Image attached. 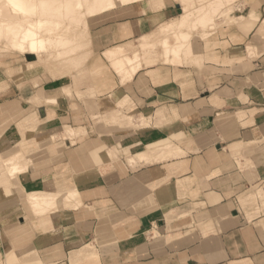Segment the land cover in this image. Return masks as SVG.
<instances>
[{
  "label": "crops",
  "instance_id": "obj_1",
  "mask_svg": "<svg viewBox=\"0 0 264 264\" xmlns=\"http://www.w3.org/2000/svg\"><path fill=\"white\" fill-rule=\"evenodd\" d=\"M245 1L199 59L185 45L176 62L163 57L178 65L142 66L125 82L105 71L104 50L152 32L173 10L130 4L91 16L93 54L77 53L75 69L87 60V96L68 82L31 86L18 65L0 68V148L21 140L33 149L20 189L0 190V262L59 230L17 264H264V189L255 188L264 185V0ZM20 55L36 57L20 64L27 71L40 63ZM66 126L73 136L52 142ZM165 142L184 152L125 159ZM33 182L62 194L76 186L80 204L58 201L41 224L22 204Z\"/></svg>",
  "mask_w": 264,
  "mask_h": 264
},
{
  "label": "bare ground",
  "instance_id": "obj_2",
  "mask_svg": "<svg viewBox=\"0 0 264 264\" xmlns=\"http://www.w3.org/2000/svg\"><path fill=\"white\" fill-rule=\"evenodd\" d=\"M139 1L141 0H0V51L19 54L32 53L37 56L39 62L43 58L54 57L63 59V61H71L73 65L83 63V58H80L82 53L76 55L77 57L75 54L89 43L87 40L89 35L87 18L110 12L118 8V5L138 3ZM180 1L182 13L177 15V18L160 24L157 31L146 34L137 43L128 41L104 50L103 56L121 82L132 78L143 66V61L153 54L158 44L162 48L161 52L165 61L176 62L181 49L186 45L190 36L186 31L178 29L189 23L187 18L192 13L195 12L197 18L191 23V28L197 29L199 34L204 36L211 31L210 29H215V23L212 21L216 15L224 16L227 21L234 22L236 19L229 13L230 8L226 9L230 0H209L207 3L205 0V5L202 0L203 6L197 9H193L192 4L186 0ZM240 17L242 19V16ZM204 27L210 31H204ZM158 37L160 43L157 44ZM63 69L62 67L61 70ZM42 98L43 96L40 94L33 101L35 104H40ZM44 99L50 103L56 102V98ZM126 119L127 125L133 126L132 119ZM73 134V130L68 128L58 134H52L51 141L63 140ZM183 152L179 143L165 142L148 150L138 151L133 156L128 155L125 159L127 158V162L137 159L149 163L175 157ZM32 162L31 158L22 151V141L17 140L3 157L0 152V178L2 177L6 183H9L15 180L19 174L25 172ZM58 201L64 207L75 208L80 204L78 188L70 187L62 194L59 191H47L41 187L40 183L33 182L30 190L25 194L22 204L24 207L27 204L31 217L37 218L41 224H47L48 215L58 209ZM58 232L59 230H53L45 233L38 236L32 244L5 253V264H17L19 261L33 259L39 252H37V248L46 244L51 238L53 239Z\"/></svg>",
  "mask_w": 264,
  "mask_h": 264
},
{
  "label": "rangeland",
  "instance_id": "obj_3",
  "mask_svg": "<svg viewBox=\"0 0 264 264\" xmlns=\"http://www.w3.org/2000/svg\"><path fill=\"white\" fill-rule=\"evenodd\" d=\"M203 1H204L203 5H205L207 3V1H209V0H206V3H205V0H203ZM186 2L191 3L193 9H197V8H200L201 6H203L201 3L202 0H186ZM163 3L165 4L164 6L169 5L171 7V9L173 10L167 21H169V20L171 21V19L173 20V19L177 18L182 13L180 0H141L138 3L133 2L130 4L142 6L144 11H147V10L149 11L151 9L160 8L163 5ZM130 4H122L121 6L118 5V8L116 9V11L119 13H122L123 10H125L128 7L127 5H130ZM227 4L228 5H226L227 6L226 9L230 8L229 13L231 15L237 16V15H241L244 13L242 10L246 4L245 0H230V1H228ZM109 13H113V11H111ZM196 15L197 14H195V12L192 13L187 18L188 19L187 21L189 23L186 24L185 26H183L182 28H179L178 30L179 31H186L190 35L187 42H186V47L184 48L183 52H186L185 50L191 49V51H193V54L197 55L194 57L199 59V57H200L199 52L206 51L208 49V47L210 46V41H212L214 38H216V36L219 33L223 34L226 28L230 27L231 25L237 24V23H233V21H227L224 16L218 14V15H216V17L213 18V21H212V23H215V29H210L211 30L210 31L207 27H204V29H203L204 31H206V32L210 31L211 32L209 35L206 34L204 36L202 34H199L197 29L191 28V23H193L194 20L197 18ZM92 19H93V17L87 18L88 30H89V35L87 36V40L89 41V43L85 44L84 47L81 49V51L84 49L83 52L88 53L87 54L88 55L87 60L90 59V57L93 54L92 35L90 33L91 28L94 27ZM157 28H155L153 31H157ZM145 35L139 39L132 40V41L134 43H137L138 40H142L145 37ZM89 38H90V40H89ZM156 41H157V44H158V42L160 43V38L158 37L156 39ZM156 47L157 48H155L153 54L150 55L151 57L148 56L146 58V61H143V63H144L143 67H145L146 65H150V64L151 65H161L164 63L172 64V65H178V63H168V62L163 61L164 56L162 55V52H161L162 48H161L160 44H158V46H156ZM77 53H79V51ZM75 56H76V54H75ZM35 59H36V57L34 55L23 56V55H20L19 53H15V52H11V51H2V52L0 51V68L6 67V66L18 65L20 67L18 69V71H22L23 73H21L20 75H16V76L18 77L19 80L24 79L25 81H28L31 86L38 87L40 85H43L44 83L57 84V83L68 82V83L72 84V86L69 88H72L79 97H81L82 95H84V96L90 95L87 91L88 81H89L88 78H90V73H89V70L87 69V65H86L87 60L85 61L83 70L81 69L79 71H77L75 69H78L80 67V63H78L77 65H73L71 63V61H63V59H57L54 57H50L48 59L43 58L42 61H40V63L37 64L36 69H33V70L30 69V71H27L26 66L20 65L21 63L25 64L26 61H32ZM201 62H202V60H199L198 62L188 61V62H183V63H179V64H182L185 66L197 65L198 67H201L202 66ZM58 65L61 69H62V67L64 69L61 70L58 67ZM66 65H67V68H65ZM24 70H25V72H24ZM16 71L14 69H11L9 72H10V74H17ZM105 71L114 73V70L111 68L109 63H107ZM82 88H85L86 92L80 93L79 90ZM61 91L64 94H72L70 92L71 90H68L65 85L61 87ZM106 116H108V115L106 114L105 118H106ZM101 120H103V119H101ZM68 128L69 127L66 126L63 128L62 131H66ZM64 129H66V130H64ZM9 131H6V132H9ZM5 136H7V135L5 134ZM28 136H29V138H27V141H30L32 139V134H30ZM57 141H55V142H57ZM60 144H62V143H60ZM12 145H7L4 148L3 147L0 148L1 157H3L7 153V151H9V149ZM27 147L31 148L30 145L24 146V143H22V150L24 151V153L25 154L26 153H32L33 149L27 150L26 149ZM18 184H20V181L18 180V178H16L15 180H13L9 183H6L2 177L0 178V190L2 189L1 187H3L5 189L4 190L5 193H8V191L10 192L11 190L20 189V187H18ZM261 187H263V188H261ZM255 188H260L261 190H263L264 185L263 184L257 185ZM259 199L264 200V197L259 198ZM256 201H257V199H256ZM256 201L254 202V205H255ZM25 208L27 209V204L25 205Z\"/></svg>",
  "mask_w": 264,
  "mask_h": 264
}]
</instances>
